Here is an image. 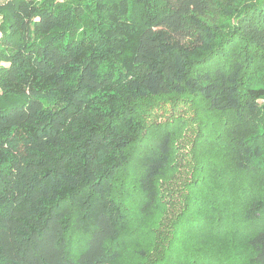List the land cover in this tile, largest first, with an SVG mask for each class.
I'll list each match as a JSON object with an SVG mask.
<instances>
[{
    "label": "trees",
    "instance_id": "trees-1",
    "mask_svg": "<svg viewBox=\"0 0 264 264\" xmlns=\"http://www.w3.org/2000/svg\"><path fill=\"white\" fill-rule=\"evenodd\" d=\"M186 95L219 126L170 215L143 135ZM0 264H264V0H0Z\"/></svg>",
    "mask_w": 264,
    "mask_h": 264
},
{
    "label": "rangeland",
    "instance_id": "rangeland-1",
    "mask_svg": "<svg viewBox=\"0 0 264 264\" xmlns=\"http://www.w3.org/2000/svg\"><path fill=\"white\" fill-rule=\"evenodd\" d=\"M205 117L208 119L198 98L189 95L178 98H159L154 100L149 108V115L147 116L148 133L143 135L145 137L143 143H149L147 146H152L156 142L162 132L160 126L163 123L172 119L175 120V127L172 129L175 135L173 144L174 167L165 175L161 187L165 196L164 199L170 201L168 203V214L170 215L181 210L183 202L179 196L188 192L195 171L203 165L202 162H206L205 158L211 155L213 148L201 145L199 139L203 133L210 130L209 128L212 127L213 123L215 128L219 125L211 116L206 124H201L200 120H205ZM133 169H136L134 165L127 174V180H130L134 174ZM168 216L166 218H169ZM67 238V254L76 259L86 248L89 234L80 233L75 228H70Z\"/></svg>",
    "mask_w": 264,
    "mask_h": 264
}]
</instances>
